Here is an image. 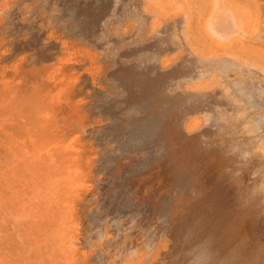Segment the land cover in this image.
Wrapping results in <instances>:
<instances>
[{
    "label": "bare ground",
    "instance_id": "1",
    "mask_svg": "<svg viewBox=\"0 0 264 264\" xmlns=\"http://www.w3.org/2000/svg\"><path fill=\"white\" fill-rule=\"evenodd\" d=\"M17 1L0 0V264H166L162 258L171 253V243L174 247L187 237V242L200 243L194 255L197 264H243L244 260L240 263L236 259L235 234L246 217L264 215V181L251 193L246 184L253 163H259L260 158L264 161V142H258L261 136H254L260 130L252 132L254 139L249 133L256 125L264 129V0H135L138 6L133 7L142 10L134 13L137 17L132 13L137 21L142 19L138 31L127 17L110 20L101 39L85 36L86 45L92 46L89 49L83 40L73 42L66 36L68 41L66 28L59 25L61 19H48L47 27L42 25L41 29L34 15L23 19L19 14V19L14 15ZM32 10L27 9L30 14ZM53 23L56 28L61 26L62 36H56ZM177 24L182 28V39L176 35L178 29L174 32ZM89 27L86 31L93 32ZM139 36L152 46L157 44L151 53L156 64L148 69L140 66L141 71L118 79L128 67L124 61L137 50L117 54L118 46L135 44V40L139 43ZM164 50L172 52L174 58H165ZM108 80H120L117 87L138 106L140 122L155 127L169 151L171 166L166 173L150 174L152 182L162 176L152 187L179 191L176 186L183 179L195 195L191 201L175 194L166 214L169 226L156 229L147 253L140 248L135 228L123 224L134 220L131 214L124 220L123 215L112 219L104 215V220L99 216L102 200L89 193L94 184L99 187L103 183L93 175L99 165L93 157L96 148L88 146L90 138H96L112 120L106 124L98 117L103 113L96 100L102 99L98 98L104 93L101 86H109ZM173 85L178 89L170 93ZM247 96L249 108L243 100ZM246 108H251L246 115L255 112L259 116L252 124L254 129L241 127ZM252 117L244 118L254 121ZM209 126L218 130L213 137L209 131L204 133ZM117 159L109 167L110 181L114 185L121 180L131 183L130 178L135 177H123L131 169L123 171L127 159ZM212 168H217V181L202 191L198 187L200 173ZM146 178L140 188L147 184ZM146 191L150 195V190ZM125 192L117 193L124 196ZM139 198L137 208L142 217L134 223L156 221V214L147 213L149 205ZM86 219H93L88 234ZM113 231L117 238L111 236Z\"/></svg>",
    "mask_w": 264,
    "mask_h": 264
},
{
    "label": "rangeland",
    "instance_id": "2",
    "mask_svg": "<svg viewBox=\"0 0 264 264\" xmlns=\"http://www.w3.org/2000/svg\"><path fill=\"white\" fill-rule=\"evenodd\" d=\"M41 1V2H40ZM61 1V2H60ZM96 2V3H95ZM35 4L36 6V11L35 9L33 8V4ZM49 3V4H48ZM135 3V4H133ZM16 4H18L19 6H17ZM15 4V9H14V15L18 16L19 19L21 18L20 16H22V18H27L29 17L30 15L33 16L35 19H39L38 21V24L39 25L40 23V26H38L39 29L42 28V25L43 26H46V24L48 25V19H61L62 20V23H60L59 25H63L62 27L66 28L65 30V33L64 31L60 30L61 29V26L59 28H56L57 26L55 24H57L56 22L53 23V25L55 26L54 29H55V32H57V35H61L62 36V33H64L65 37L67 36L71 41L75 42H78V43H81L82 40H83V46L86 47V48H91L90 45H86V42L84 41L85 40V36H88L90 37L93 36V37H97V38H102V36L105 35V32L106 29H108V23L109 22H115L116 19H120V20H123L125 19L126 17L129 18L130 20H133V24H136V28H135V31H138V29L140 28V26L142 25V19H138V21L136 20V18H134L133 16L135 15L134 13H137V12H141L142 10H139L138 11V8H134V7H137L138 4L137 2H135V0H18L17 3ZM23 4H25L23 6ZM27 4H29L30 6H28ZM130 4V5H129ZM27 5V6H26ZM32 5V6H31ZM23 6V7H22ZM127 6V7H126ZM134 6V7H133ZM20 7H22V9H20ZM26 7V9H25ZM30 7V9H29ZM125 7V8H124ZM118 8V9H117ZM130 8V9H129ZM21 10V11H18V10ZM23 9L25 10V13L23 11ZM27 9L29 11H31L32 9V12L30 14L29 11H27ZM39 9V10H38ZM38 10V11H37ZM55 10V11H54ZM103 11V12H102ZM119 11H121V13L119 14ZM128 11V12H127ZM133 11V12H132ZM17 12L18 15L16 14ZM27 12V13H26ZM34 12V13H33ZM102 12V13H101ZM130 12V13H129ZM29 13V14H28ZM116 13V14H115ZM125 13V14H124ZM129 13V14H128ZM132 13H133V16H132ZM20 14V16H19ZM117 14H118V17H117ZM127 14V15H126ZM130 15V16H129ZM50 18H49V17ZM124 16V17H123ZM137 17V15H135ZM48 17V18H47ZM99 17V18H98ZM122 17V18H120ZM13 18V17H12ZM11 18V19H12ZM21 18V19H22ZM80 18V19H79ZM95 18V19H94ZM126 18V19H127ZM16 19V18H14ZM44 19V20H43ZM47 19V20H46ZM86 19V20H85ZM99 19V20H98ZM103 19V20H102ZM109 19V20H108ZM113 19V20H112ZM42 20V21H40ZM64 20V21H63ZM84 20V21H83ZM111 20V21H110ZM115 20V21H114ZM181 20V19H179ZM46 22V23H45ZM44 23V24H43ZM82 23V24H81ZM84 23H86L85 26ZM107 23V24H106ZM138 23V24H137ZM177 23H180L179 21H177ZM140 24V25H139ZM181 24V23H180ZM180 24H177L178 26L175 27L176 29H174L176 32L177 29H178V34H176L178 36V38L182 39V28L180 26ZM77 25V26H76ZM94 25H99V27H95ZM86 26H90L88 29H92L93 32H90L89 30L86 31ZM107 26V27H106ZM47 27V26H46ZM73 27V28H72ZM85 27V28H84ZM180 27V28H179ZM84 28V29H83ZM98 28V30H97ZM105 28V29H104ZM59 29V30H58ZM71 30V31H70ZM97 30V31H96ZM101 30V31H100ZM104 30V31H103ZM60 31V32H59ZM62 32V33H61ZM90 32V33H89ZM176 32V33H177ZM180 32V33H179ZM88 33V34H87ZM92 33V34H91ZM95 33V34H94ZM70 34V35H69ZM74 34V36H72ZM87 34V35H86ZM172 39L174 38V34L172 32ZM71 36V37H70ZM77 36V37H76ZM66 37V38H67ZM76 37V38H74ZM67 38V39H68ZM74 38V39H73ZM66 39V40H67ZM68 39V41H70ZM76 39V40H75ZM138 39H140L139 43L137 40L134 41L135 44H132L131 42H127V43H123L121 45L118 46V53H120V51L122 50L123 52L124 51H134L135 48L137 49L133 53V55L126 61H124L123 64H126V69L123 71V73H121L118 77V79L120 78H123L124 76L123 75H128V73L130 74L132 72V74L134 73V71L136 70H140L141 71V67L145 68V69H148L149 67H152L155 63V57H153V51H156V45L155 46H152L148 43H146V40H143L141 38V36L138 37ZM146 39V37H145ZM60 40H64V37H61ZM153 40V39H152ZM174 40V39H173ZM81 41V42H80ZM141 42H142V45H141ZM85 43V44H84ZM131 43V44H129ZM125 44V45H124ZM127 44V45H126ZM130 46H129V45ZM136 45V46H135ZM126 46V47H125ZM133 46V47H132ZM145 46V47H144ZM148 46V47H147ZM40 47V46H39ZM83 47V48H84ZM139 47V48H138ZM176 47V46H175ZM42 48V46H41ZM122 48V49H121ZM127 48V49H126ZM141 48V49H140ZM149 49V50H148ZM155 49V50H153ZM103 50V49H102ZM138 51V52H137ZM147 51V52H145ZM152 51V52H151ZM141 52H143V54H141ZM162 52H165V54L163 53L164 57L165 58H169V57H172L174 58V55H172V52H169V51H162ZM152 53V54H151ZM145 54V55H144ZM149 54V56H148ZM152 55V56H151ZM171 55V56H170ZM139 56V57H138ZM141 56V57H140ZM150 57V58H149ZM136 58V59H135ZM153 59V60H152ZM155 59V60H154ZM147 60V61H146ZM159 60V59H158ZM144 64V66H143ZM156 64V63H155ZM139 66V68H138ZM141 66V67H140ZM136 67V68H135ZM138 68V69H137ZM132 70V71H130ZM108 84H110L109 86L107 84H103L101 87L104 89V93L103 96L101 94H99L98 98H102L100 101L99 99H96L97 100V106L99 107V111H101L103 114H98L102 120H104V123L108 124L110 122L109 125L106 126V128H103L101 129L99 133V137L97 136L96 138L95 137H91V144L89 143V146L88 148L92 147V149L95 150L96 148V153L93 155V157H95L97 160V162L99 163V165L97 164V167L98 166H101V167H98L100 169H98L96 167V171H94V176L96 177H100L102 179V184L99 185V187L97 186V184H94V188H92L91 190L93 191H89L90 195L93 197L94 196H97L99 197L101 200H102V206L100 207V213L102 217V219L104 220H107V217L105 216H108V218L112 219L114 216L118 217L120 215H123L121 218L122 220L125 219L126 216H129L131 214V219H134L132 220V222L129 220H125L123 222L125 228H129V227H133L135 228V230L133 231V233L135 232L138 237V243L140 244V248L142 247V251H144L145 249L146 250H150V248L153 246L152 245V240L154 238V232L156 231L157 228H162V229H166L169 224H168V218L166 216L167 212H168V209L171 205L170 201L173 202L172 200L175 199L174 196L176 197V195H178V197L180 195L182 196H185L187 197V199L191 200L192 199L194 200L195 196L194 195V191H193V188L190 187V185L186 184L185 183V180L183 181V179L180 181H178V186L177 183L174 184L176 187H179L181 188V190L177 191L178 189H175L174 191L173 190H169L168 188H162L161 186V189L158 191L157 189H155L154 187H152L153 185H156L157 182L159 181H162L160 179H162V176H159L158 175V178L154 177L155 181L153 180L152 182V179H149L152 177V173H157V172H163L165 171V173L167 172V170L170 168L171 166V162L172 160L170 159L169 157V154L167 155V152L169 153V151L166 149V146H163L162 145V140H161V136L159 135L158 131L155 129V127L153 126H150L149 124L146 123L143 124L142 122H140V119L142 118V114H141V111H138V106H134V104L132 102H129L131 101V99H129V97L127 96V94H122V90H121V87H117L118 86V82L119 84H121L120 80L117 82L115 81H111V80H108ZM111 81V82H110ZM264 82V79L262 80ZM262 81L259 82V87L260 86V83H262ZM174 86V87H173ZM171 89H169L170 93H173L175 92L178 88V85H173ZM105 87V88H104ZM177 88V89H176ZM108 89V90H107ZM173 89V90H172ZM115 90V91H114ZM107 91V92H106ZM114 91V92H113ZM122 91V92H121ZM109 92V93H108ZM115 93V94H114ZM107 94V95H106ZM109 97V98H108ZM264 96H262L263 98ZM127 98V99H126ZM251 98H249L250 100ZM104 100V101H103ZM243 100H246L244 103L246 105L247 101H248V96L243 99ZM263 102H264V98L261 99ZM99 101V102H98ZM106 101V102H105ZM126 101V102H125ZM102 104H101V103ZM129 102V103H128ZM100 103V104H99ZM129 105H127V104ZM249 101L247 103V107L249 108ZM131 105V107H130ZM101 106V108H100ZM128 106V107H127ZM127 107V108H125ZM101 109V110H100ZM132 110V112H131ZM246 112H245V116L249 118H251L254 114V121H252V119L248 120L247 118H244L243 119L245 120H242L243 121V124H241V127L243 129L246 130V128H250V126H252V128L254 129L255 125H252L254 124L255 122H257L258 120H256L259 116L257 115V113L255 112H250L249 114L246 115L247 112L251 111V108L248 110L246 108ZM106 112V113H105ZM126 113V114H125ZM140 113V115L138 114ZM97 114V112H96ZM195 115H197L196 113H193ZM253 114V115H251ZM103 117H102V116ZM138 115V116H137ZM200 115V113H199ZM197 115V116H199ZM110 116V117H109ZM202 116V115H200ZM256 117V118H255ZM110 118V119H108ZM117 118V119H116ZM130 119V120H129ZM132 119V120H131ZM247 119V120H246ZM109 120V121H107ZM127 120V121H126ZM256 120V121H255ZM114 121V122H113ZM134 121V122H133ZM136 121V122H135ZM186 119H184V122L185 123ZM248 121V123H247ZM250 121V122H249ZM132 123V124H131ZM247 123V124H245ZM251 123V124H250ZM117 124V125H116ZM136 124V125H135ZM256 124V123H255ZM133 128H132V127ZM214 126H216V124L214 123ZM254 126V127H253ZM119 127V128H117ZM127 127V129H126ZM152 127V128H151ZM210 127V128H209ZM204 133H207L208 131V135L212 136V134L216 135V132L218 130L215 129V127H211L209 126ZM258 129H257V128ZM256 129L255 131L253 130H250V134L252 136V138L255 136L256 139H259L260 136L261 138L259 139L258 142H261L263 143L264 141V129L262 126H259V125H256ZM262 127V128H261ZM149 128V129H147ZM154 128V129H153ZM182 128L183 130L182 131H185L184 129V125H182ZM217 128V127H216ZM106 129V130H105ZM116 129V130H115ZM120 129V130H119ZM218 129V128H217ZM242 129V131H243ZM262 133H260V131ZM249 131V130H248ZM257 135H252V132L253 134H256V132H258ZM136 132V133H135ZM215 132V133H214ZM255 132V133H254ZM145 133V134H144ZM150 133V134H149ZM182 134L185 133V132H181ZM157 134V135H156ZM152 135V136H151ZM152 137V138H151ZM259 137V138H258ZM94 138V139H93ZM89 139V141H90ZM100 139V140H99ZM138 139V140H137ZM150 139V140H149ZM254 139V138H253ZM254 140V141H257V140ZM263 139V140H262ZM95 140V141H94ZM130 140V141H129ZM261 140V141H260ZM94 141V142H93ZM99 144H98V142ZM120 141V142H119ZM248 140H246L247 142ZM128 142V143H127ZM154 144H153V143ZM97 143V145L95 144ZM139 143V144H138ZM145 143V144H144ZM260 143V144H261ZM112 146H111V145ZM248 145V143H246ZM147 147H145V146ZM159 145V146H158ZM94 146V147H93ZM97 146V147H96ZM111 146V148H110ZM143 146V147H142ZM158 146V147H157ZM165 147V148H164ZM98 148V150H97ZM143 148V149H142ZM116 149V150H115ZM158 149V150H157ZM165 149V150H164ZM109 150V151H108ZM115 150V151H114ZM98 151V152H97ZM104 151V153H103ZM111 151V152H110ZM167 151V152H166ZM157 152V153H156ZM166 152V153H165ZM122 153V154H121ZM96 154H99V155H96ZM116 156H115V155ZM117 154H119V156H117ZM106 155V156H105ZM113 155V156H112ZM130 155V156H129ZM102 156V157H101ZM105 156V157H103ZM122 157L126 160L127 159V165H123V171L124 170H129V173H126L123 175V177L126 179L127 176L128 178L129 177H135V179H132L130 178V181L131 183H128L127 181H124V180H121L119 182H117L115 185L110 181L111 179V173H110V165L113 163L114 160H118L117 158L119 157ZM168 156V157H167ZM107 157V158H106ZM101 160H100V159ZM132 161H131V160ZM261 159L263 158H260V162L257 163L258 161H256V163L254 162L253 164L255 166L252 167V170H250V172L248 173L249 175H247V180L249 181V179H251L250 181L252 182V180L254 181H257L255 183L258 184H255L254 182H251L249 181L250 184H248V181L246 180V184L249 186V190L247 191L248 193H251L253 191H258L261 186V183L264 181V161H262ZM140 161V162H139ZM262 161V162H261ZM136 162V163H135ZM163 162V163H162ZM167 162V163H166ZM102 163V164H100ZM130 163H134L133 165L130 164ZM137 164V165H136ZM153 164V165H152ZM170 164V166H169ZM252 164V165H253ZM257 164V165H256ZM263 164V165H262ZM107 165V166H106ZM106 166V167H105ZM137 166V167H136ZM163 166V167H162ZM128 168V169H127ZM250 168V167H249ZM105 169V171H104ZM142 169V170H141ZM98 170V171H97ZM100 170V171H99ZM108 170V171H107ZM157 171V172H155ZM132 172V173H131ZM159 172V173H160ZM261 172V173H260ZM263 172V173H262ZM137 173V174H136ZM143 173V175H142ZM145 173V174H144ZM218 171H217V168H212L210 170H202V172L200 173V177H199V180H200V184L198 185L199 189H201L202 191H205L206 189L210 188L216 181H217V177L218 176ZM128 174H131L128 175ZM213 174V175H212ZM262 174V175H261ZM99 175V176H98ZM255 175V176H253ZM109 176V177H108ZM142 176V177H141ZM260 176V177H259ZM107 177V178H106ZM147 177V178H146ZM254 177V178H253ZM99 178V179H100ZM109 178V179H108ZM127 178V179H128ZM140 178V179H139ZM146 178V181H147V184L144 185L143 183V187L140 188V185H141V181L144 180ZM160 178V179H159ZM106 179V181H105ZM149 179V180H147ZM136 180L138 182H136ZM124 184H122L123 182ZM133 181V183H132ZM134 181H135V184H134ZM184 183H183V182ZM202 181V182H201ZM127 182V183H126ZM155 182V183H154ZM213 182V183H212ZM107 183V184H106ZM183 183V184H182ZM111 184V185H109ZM113 184V185H112ZM128 184V185H127ZM180 184H182L180 186ZM254 184V185H253ZM260 184V185H259ZM127 187H126V186ZM129 185L131 186V189L133 190V188H135L137 191L135 193H133V191H131V189H128L129 188ZM187 185V186H186ZM115 186V187H114ZM119 186V187H118ZM170 186V184L168 185V187ZM172 187H175L173 185H171ZM185 186V187H183ZM254 186V187H253ZM96 187V188H95ZM98 187V188H97ZM104 187V189H103ZM110 187V188H109ZM114 187V188H113ZM117 187V188H116ZM183 187V189H182ZM188 187H190L189 189H187ZM102 188V189H101ZM113 189V190H110V189ZM145 188V189H144ZM148 188V189H147ZM152 188V192H151V189ZM253 188V189H252ZM99 189V191L97 190ZM125 189V194L124 196L122 194L118 195V193ZM139 189V190H138ZM173 189V188H172ZM187 189V190H186ZM145 190V191H144ZM146 190H150V195L147 196L146 194ZM155 190V191H154ZM95 191V193H94ZM100 191L102 193H100ZM113 191L116 193H113ZM166 191V192H165ZM171 191V192H170ZM179 192V193H176ZM186 191V193L184 192ZM188 191V192H187ZM118 192V193H117ZM145 192V194H143ZM99 193V194H98ZM131 193V194H130ZM172 193V194H171ZM134 194V195H133ZM176 194V195H175ZM189 194V196H188ZM105 195V197H104ZM107 195V197H106ZM133 195V196H132ZM144 195L145 197L147 196V200L146 201L144 199ZM102 198H101V197ZM123 196V197H121ZM105 199H104V198ZM121 197V198H120ZM125 197V198H124ZM141 197L142 199H144V201L146 202V204L149 205V207L147 209H149V211L147 213H154L156 214V221L154 220V222H151V223H145V222H142L141 225H139L138 223H134L135 220L136 221H139L142 217V214L141 212L142 211H139V209L137 208V204H139L138 202L140 201V198ZM181 197V196H180ZM193 197V198H192ZM192 198V199H191ZM122 199V200H121ZM167 199V200H166ZM136 202V203H135ZM150 203V204H149ZM152 203V204H151ZM105 205V206H104ZM147 205V206H148ZM151 205V206H150ZM104 206V207H103ZM136 206V207H135ZM103 207V210L105 211V209L107 211H104L101 209ZM133 209L136 211V209H138L136 212H133ZM111 210V212H110ZM103 211V212H102ZM131 211V212H130ZM139 211V212H138ZM112 212H114V214H112ZM118 214H117V213ZM144 213H146L145 211H143ZM156 212V213H155ZM111 215H109V214ZM105 215V216H104ZM126 215V216H125ZM133 215V216H132ZM160 216V217H159ZM264 215H260V216H257V217H246L244 220V222H241V225L240 224V229L238 230V235H240L239 233H242L240 236L236 235L235 234V237L237 238H234L233 239V242L234 240L236 241V247H238L237 249L239 250V256L238 258H236L238 260V262L242 263L243 261V264H264ZM133 217V218H132ZM137 217V218H136ZM180 217V216H179ZM89 219H91V217H88ZM120 218V217H118ZM117 218V219H118ZM248 218V219H247ZM253 219V220H249V219ZM254 218H257V219H254ZM87 220L86 221H90L89 223L85 221V228H87L86 230V233H90L91 232V229L93 226L92 225V221L91 220ZM160 219V220H159ZM180 219V218H179ZM178 219V220H179ZM109 220V219H108ZM167 220V221H166ZM110 221V220H109ZM109 221H107L108 223H110ZM159 221V222H158ZM166 221V222H165ZM100 221H98L97 223L99 224ZM163 222V223H162ZM88 223V224H87ZM91 223V224H90ZM111 224V223H110ZM134 225V226H133ZM138 225V226H137ZM164 225V226H163ZM168 225V226H167ZM163 226V227H162ZM242 227V229H241ZM154 228V230H153ZM138 230V232H137ZM141 230V231H140ZM152 230V232H150ZM240 230L242 232H240ZM245 230V231H244ZM115 231L112 232L111 236L113 238H117L118 235L116 233H114ZM150 234V235H149ZM187 235V234H186ZM185 235V236H186ZM243 235V236H242ZM117 236V237H115ZM143 236V237H142ZM151 236V237H150ZM187 237V236H186ZM238 237H240L238 239ZM144 238V239H143ZM149 238V239H147ZM189 239V237H187ZM187 238H181L183 239V241L179 240L180 242H177L178 246H174V242L171 243V247L172 249L170 248L169 251H171V253H169V256L167 257H163L162 258V262H166V264H197V258L194 257V255L198 254L199 252V249H197V247L200 246V243H197V244H194L196 242L192 241V242H187L186 239ZM123 238H121L122 240ZM241 239V240H240ZM150 241V242H149ZM155 241V240H154ZM243 241V242H242ZM149 245H147V244ZM192 243V244H191ZM194 244V245H193ZM144 245V247H143ZM152 245V246H150ZM187 245V246H186ZM191 245V246H190ZM250 245V246H249ZM118 246V245H117ZM146 246V247H145ZM150 247V248H149ZM176 247V248H175ZM179 247V248H178ZM186 247V248H185ZM244 247V248H243ZM259 247V248H258ZM148 248V249H147ZM175 248V250H174ZM182 248V249H181ZM152 249V248H151ZM144 251V252H149L148 251ZM174 250V251H173ZM192 250V251H191ZM195 250V251H194ZM243 250V251H242ZM112 251V252H111ZM109 250V253L112 254V255H115L116 252L113 251V250ZM151 251V250H150ZM182 251V252H181ZM115 254H114V253ZM176 252V253H175ZM174 253V254H173ZM178 253V255H177ZM187 254V255H186ZM192 254V255H191ZM183 255V256H182ZM241 255V256H240ZM256 255V257H255ZM259 255V256H258ZM249 256V257H248ZM177 257V258H176ZM194 257V258H193ZM242 257V258H240ZM257 258L259 260H257ZM174 259V260H173ZM251 261H250V260ZM185 262H184V261ZM193 260V261H192ZM195 260V262H194ZM187 261V262H186ZM192 261V262H191ZM246 261V262H245ZM249 261V262H248ZM260 261V262H259ZM254 262V263H253ZM257 262V263H256Z\"/></svg>",
    "mask_w": 264,
    "mask_h": 264
}]
</instances>
